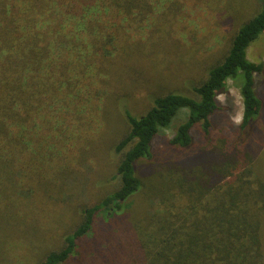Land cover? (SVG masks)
Returning <instances> with one entry per match:
<instances>
[{"label":"trees","instance_id":"16d2710c","mask_svg":"<svg viewBox=\"0 0 264 264\" xmlns=\"http://www.w3.org/2000/svg\"><path fill=\"white\" fill-rule=\"evenodd\" d=\"M258 1L230 28L221 59L182 92L160 90L169 58L180 60L187 37L207 30L203 17L221 25L229 0H0V264L33 259L36 202L66 193L70 168L97 156L90 135L119 119L126 129L106 153L117 161L106 181L114 186L77 209L61 246L37 264H264V137L255 142L264 63L247 58L264 33ZM229 80L242 115L218 136L213 118ZM154 86L148 109L132 114L135 93ZM182 112L168 142L178 165L146 190L136 165ZM99 214L108 221L98 224Z\"/></svg>","mask_w":264,"mask_h":264},{"label":"rangeland","instance_id":"374dc122","mask_svg":"<svg viewBox=\"0 0 264 264\" xmlns=\"http://www.w3.org/2000/svg\"><path fill=\"white\" fill-rule=\"evenodd\" d=\"M255 1L259 2L258 0H229V15L219 13L221 20L225 18L219 26L212 23L211 19L208 21L206 17H203L202 22L198 24L202 25L204 23L205 26L207 24V30L202 31V29H196L193 39L190 36L187 37V40L183 42L185 45V54L177 56L180 60L174 59L175 54H173L174 57L171 56L169 58L170 61L164 68V75L162 78H159L161 82L160 90L188 92L187 85L189 82L197 83L200 81L205 75V70L211 64L218 61V59H221L226 51L230 28L232 27L233 29L239 20H243L245 16H248L254 10L256 6ZM230 15L233 17V20L229 18ZM247 58L251 62L264 63V33L249 45ZM167 69L169 71L165 72ZM237 84V81H227V91L218 96L220 110L217 111V114L213 118L214 134L218 136L224 135L226 130L238 125L241 120L242 102ZM257 86L258 92L262 93L264 98V67L263 72L257 77ZM157 88V86H154L149 89L138 90L130 102L129 109L131 113L136 116L144 113L150 105L147 95L153 94L152 92L154 91L157 92ZM184 116L183 112L180 113L169 128L159 132L154 142H152L151 159L140 160L137 163L136 171L142 180L144 189L147 190L151 183L159 185L156 180L158 172L167 174V170H170L169 168L171 166L178 165L177 161L174 164L171 163L173 162V158L168 155L171 148L168 142L174 134L178 123ZM261 121L264 122V119ZM111 123L105 132L104 128L98 131L100 129L97 127V130L90 135L94 138V152L96 151L97 156L90 152L89 156L84 155L78 162L76 172L70 168V177L66 180V186L68 188L66 193L56 196V200L36 202L39 209V219L34 232L38 234L37 238H40V241H38L39 247L37 248V254L28 264H37L47 251L59 248L61 246L62 236L67 231L72 230L74 223L79 219L77 209L80 206L92 205L99 198L100 194L110 190L114 186L113 182L109 184L108 182L110 181H106L115 171L117 161L110 164L106 153L109 146L123 134L126 129V124L123 119H119L116 125L112 127ZM108 131L109 134L107 136L105 135V139L102 141L103 145H100L95 150V147H98L99 143L95 140L101 136V133L104 132V134H107ZM263 133L264 128L260 132H257L255 136L256 143L259 137H264ZM194 140V147L203 145L200 135L197 134ZM104 146L106 152L103 150ZM173 156L178 157L176 154H173ZM187 160L191 164L199 162L198 160L194 161V159ZM107 163L110 170L105 169ZM153 172H156L155 177ZM142 197H144V194ZM136 205H139L137 200L133 207H138ZM103 218L104 216L99 214L97 216V223L103 224L105 221H108ZM68 264H70V261H68Z\"/></svg>","mask_w":264,"mask_h":264}]
</instances>
